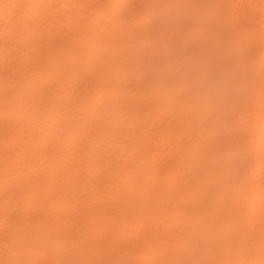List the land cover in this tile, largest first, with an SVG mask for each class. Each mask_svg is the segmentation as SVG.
Masks as SVG:
<instances>
[{"label":"clouds","instance_id":"9594fccd","mask_svg":"<svg viewBox=\"0 0 264 264\" xmlns=\"http://www.w3.org/2000/svg\"><path fill=\"white\" fill-rule=\"evenodd\" d=\"M41 144L90 196L28 195ZM101 257L264 264V0H0V264Z\"/></svg>","mask_w":264,"mask_h":264},{"label":"bare ground","instance_id":"6f19581e","mask_svg":"<svg viewBox=\"0 0 264 264\" xmlns=\"http://www.w3.org/2000/svg\"><path fill=\"white\" fill-rule=\"evenodd\" d=\"M136 111L143 121H150L156 112L154 104L142 103L136 106ZM151 132L154 134L156 129ZM33 160L40 167L38 174H34L32 169L28 170V175L32 176L28 195L47 200L50 204H55L60 200L76 197L88 192L89 177L86 171V157L79 150L65 152L63 149L54 148L50 144H41L35 147ZM179 165V161L175 162ZM7 186L2 192L7 197L15 198L16 180L6 182ZM126 261L134 259L133 255L123 258ZM98 264H111L108 257H101Z\"/></svg>","mask_w":264,"mask_h":264}]
</instances>
